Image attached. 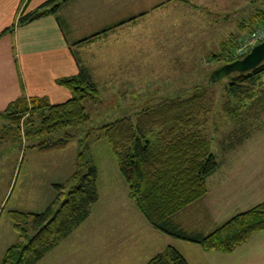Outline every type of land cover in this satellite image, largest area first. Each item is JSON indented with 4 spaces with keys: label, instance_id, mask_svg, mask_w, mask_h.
I'll list each match as a JSON object with an SVG mask.
<instances>
[{
    "label": "rangeland",
    "instance_id": "1",
    "mask_svg": "<svg viewBox=\"0 0 264 264\" xmlns=\"http://www.w3.org/2000/svg\"><path fill=\"white\" fill-rule=\"evenodd\" d=\"M262 8L264 0H81L79 6H72V29L86 27L84 37L73 46L85 48L84 60L98 91L84 102L89 121L66 130L76 137L60 151L41 154L29 148L35 141L26 140L23 123L29 119L37 124L36 116L23 115L17 130L7 119L11 111L0 115V261L17 240L8 212H41L55 196L50 183L65 182L82 140L99 169L100 201L54 255L47 253L37 264H143L153 253L138 255L145 228L150 227L128 198L107 143L93 139L98 132L92 129L125 116L134 120L142 108L202 87L213 70L234 61L231 52L257 25L255 16ZM234 76L212 85L207 112L198 119L219 164H232L249 154L264 134V74L250 86L246 101L227 96V83ZM228 100L234 109L227 114ZM260 236L239 251L237 264H264V233Z\"/></svg>",
    "mask_w": 264,
    "mask_h": 264
},
{
    "label": "trees",
    "instance_id": "2",
    "mask_svg": "<svg viewBox=\"0 0 264 264\" xmlns=\"http://www.w3.org/2000/svg\"><path fill=\"white\" fill-rule=\"evenodd\" d=\"M67 1L48 0L36 11L20 16L18 23L55 14ZM256 15L255 25L264 22V8ZM233 74L226 86L227 96L246 101L251 96L250 86L264 74V64L248 73ZM217 82L208 79L202 87L195 86L191 91L161 100L154 107L140 109L134 120L125 116L92 130L98 132L93 139L107 143L127 183L130 199L154 229L196 244L205 252L229 254L264 231V201L235 214L206 235L188 233L172 222L175 213L206 194V179L219 167L198 125L199 116L207 112V91ZM59 83L71 93L67 101L50 104L46 98H23L0 113L11 111L7 119L17 130L23 115L36 116L37 124L25 119L24 135L26 140L35 141L29 148L41 154L68 146L76 136L66 130L89 121L84 102L98 91L84 67ZM229 101L224 104L227 114L234 109ZM87 134L89 138L91 133ZM82 145L80 140L71 175L65 182L52 185L55 196L41 212H8L17 240L6 249L0 264L38 263L90 216L98 201V169L89 154V145ZM145 264L188 262L177 249L167 246Z\"/></svg>",
    "mask_w": 264,
    "mask_h": 264
},
{
    "label": "crops",
    "instance_id": "3",
    "mask_svg": "<svg viewBox=\"0 0 264 264\" xmlns=\"http://www.w3.org/2000/svg\"><path fill=\"white\" fill-rule=\"evenodd\" d=\"M47 1L0 0V113L16 100L23 98H46L50 104L63 103L71 97V93L60 85L59 80L77 75L79 67H84L89 74L91 73L90 66L84 60V54L87 53L84 51L85 48L73 46L74 41L84 37L86 27L84 26L81 30L72 29V20L69 17L71 7L79 6L81 0L67 1L55 14H46L25 23H18L20 16L36 11ZM75 13L82 16L79 11ZM96 48L101 50L99 44ZM90 76L93 79L91 74ZM94 82L97 83L96 79ZM238 157L241 158L235 159L236 161L234 160L232 164L220 162L218 169L206 179V194L172 216V222L175 225L188 233L206 235L235 214L249 210L264 201V134L249 154ZM73 170L74 164L73 168L69 164L65 176L68 178ZM117 170L119 171L118 166ZM99 181L98 169V201L93 207L100 201ZM56 183L60 182H52L50 185ZM124 185L130 199L127 183L125 182ZM132 203L136 207L133 201ZM48 204L42 206L46 207ZM136 209L138 210L137 207ZM22 211L30 212L26 209ZM180 222H185L190 227L183 228ZM148 225L150 228H145L146 238L143 240V250L138 255L150 251L153 253L143 264L161 253L167 246L177 249L188 264H192L190 260L193 264H237L236 259L241 253L239 251L247 247L249 243H255V239L264 233L262 231L254 234L247 243L229 254H223L216 251L205 252L196 244H187L188 242L175 240L172 237L167 238L170 236L154 229L149 223ZM162 234L164 236H161ZM68 237L52 249L47 254L48 257L54 255V251H57ZM123 247L126 246L123 245ZM251 247L254 246L251 245ZM132 248L136 247L132 246ZM182 250H185L191 259H188V255ZM133 254H136V251Z\"/></svg>",
    "mask_w": 264,
    "mask_h": 264
},
{
    "label": "water",
    "instance_id": "4",
    "mask_svg": "<svg viewBox=\"0 0 264 264\" xmlns=\"http://www.w3.org/2000/svg\"><path fill=\"white\" fill-rule=\"evenodd\" d=\"M264 61V40L251 48L241 59L226 63L216 70H213L210 80H220L222 77L233 73H248L259 67ZM212 78V79H211Z\"/></svg>",
    "mask_w": 264,
    "mask_h": 264
},
{
    "label": "built area",
    "instance_id": "5",
    "mask_svg": "<svg viewBox=\"0 0 264 264\" xmlns=\"http://www.w3.org/2000/svg\"><path fill=\"white\" fill-rule=\"evenodd\" d=\"M264 40V22L257 24L247 34H245L232 52L231 58L234 60L244 57L252 47Z\"/></svg>",
    "mask_w": 264,
    "mask_h": 264
}]
</instances>
